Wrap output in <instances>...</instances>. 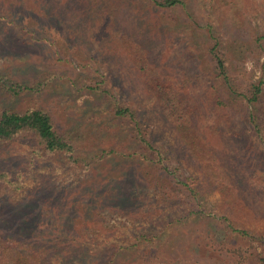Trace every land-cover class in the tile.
<instances>
[{
    "label": "rangeland",
    "instance_id": "obj_1",
    "mask_svg": "<svg viewBox=\"0 0 264 264\" xmlns=\"http://www.w3.org/2000/svg\"><path fill=\"white\" fill-rule=\"evenodd\" d=\"M0 74L94 157L0 144V264H264V0H0Z\"/></svg>",
    "mask_w": 264,
    "mask_h": 264
},
{
    "label": "trees",
    "instance_id": "obj_2",
    "mask_svg": "<svg viewBox=\"0 0 264 264\" xmlns=\"http://www.w3.org/2000/svg\"><path fill=\"white\" fill-rule=\"evenodd\" d=\"M179 1L180 0H155L157 4L163 6L174 5ZM215 58L217 60V66L220 69V72L226 75L224 57L216 52ZM4 77V75L0 74V84L2 83L5 85L9 91H12L13 95L15 92H18L19 89L21 90L24 88L21 84H14L16 82L13 83L12 78L5 79ZM263 84L264 80L254 84L252 96L249 97L251 102L257 101L261 93L264 92ZM24 86L27 87L26 85ZM117 113L119 115H126L130 113L128 116H131L137 120L135 114L126 107L118 109ZM253 117L255 118L254 115ZM137 127L141 131L140 135L142 138L146 140L145 136L142 134L143 128L140 126V123L137 124ZM26 136H33L41 150L57 154H64L69 157L68 159H70V161L76 165L85 163L90 158H94L86 157L85 155L79 153L75 144L76 140L71 132H61L58 130L54 124L53 118L44 109L37 107H32L24 111L12 110L10 108L2 109L0 111V144L8 143L17 138ZM33 162L34 161H32V163ZM92 163L93 162H91V164ZM23 171V168H18V170L10 169V167L0 168V183L9 185V187H13L16 190H20L22 187L21 179L24 175ZM45 255L46 254L44 252L43 256ZM11 256H13V254H11ZM28 256L29 258L26 260L29 261V264H35V262L30 263L34 258L30 255ZM1 257L7 258L6 255ZM8 261L10 262V259ZM91 261V258L87 260V256H83L77 264H94ZM262 261L264 262V256L262 257Z\"/></svg>",
    "mask_w": 264,
    "mask_h": 264
}]
</instances>
